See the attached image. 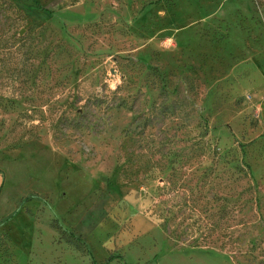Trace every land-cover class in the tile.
Returning <instances> with one entry per match:
<instances>
[{"label":"rangeland","instance_id":"rangeland-1","mask_svg":"<svg viewBox=\"0 0 264 264\" xmlns=\"http://www.w3.org/2000/svg\"><path fill=\"white\" fill-rule=\"evenodd\" d=\"M0 185V264H264V0H0Z\"/></svg>","mask_w":264,"mask_h":264},{"label":"trees","instance_id":"trees-1","mask_svg":"<svg viewBox=\"0 0 264 264\" xmlns=\"http://www.w3.org/2000/svg\"><path fill=\"white\" fill-rule=\"evenodd\" d=\"M42 11H44V10H42ZM60 231H61L60 234H61L62 238H64V240H65L67 243L71 244L72 246L76 247V248L79 249V250H84V249H86L84 242H83L80 238H76V237H74L73 235L68 234L67 232L62 231L61 228H60ZM86 250H87V249H86ZM117 258H118V257L110 256V257L108 258V261L110 262V261H112V260H114V259H117ZM118 259H119V258H118ZM92 263L95 264L94 261H92Z\"/></svg>","mask_w":264,"mask_h":264},{"label":"crops","instance_id":"crops-1","mask_svg":"<svg viewBox=\"0 0 264 264\" xmlns=\"http://www.w3.org/2000/svg\"><path fill=\"white\" fill-rule=\"evenodd\" d=\"M0 190H1V185H0Z\"/></svg>","mask_w":264,"mask_h":264}]
</instances>
